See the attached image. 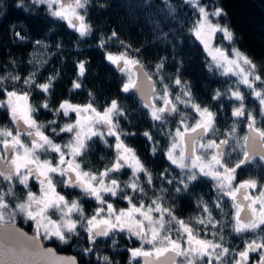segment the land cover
Here are the masks:
<instances>
[{"label": "snow or ice", "instance_id": "1", "mask_svg": "<svg viewBox=\"0 0 264 264\" xmlns=\"http://www.w3.org/2000/svg\"><path fill=\"white\" fill-rule=\"evenodd\" d=\"M32 2L46 4L51 16L66 21L68 26L81 36H85L91 31L90 26L85 22V15L79 11L86 8L88 0H32ZM185 2L199 13L196 23L190 30L192 34L204 46L216 67L224 68L223 74L237 75L239 83L251 89V94L259 101L260 114L264 116V92L257 90L254 86L256 82L264 85V78L258 74L256 65L236 48L232 49L233 59H229L222 48H214L211 45L212 38L218 32H222L224 39L229 42L234 39L233 33L227 26L213 23L210 19V17L225 15L223 9L216 7L213 11H208L205 6L200 4V0H185ZM112 36L115 37L116 33L113 32ZM101 44L103 45V41ZM107 59L117 65L121 72L128 75L129 80L124 84L123 91L127 92L130 88L135 87V81L132 79V67L139 65L140 71H143V65H140L138 60L130 58L127 53L117 56L108 54ZM121 61L123 67H120ZM78 67L80 75H83L84 63L80 62ZM162 67V64L157 65V69ZM143 74L149 80L151 79L147 72ZM9 78L12 81V90H9L5 85V81ZM51 79L49 78L48 83L37 84L35 74H32L23 80V85L27 88L36 87L47 93ZM20 81L21 78L18 75L0 76V95L5 97L0 100V108H6L9 120L16 125L15 130L7 124L0 126V160H8L7 166L0 168V178L8 182L6 191L0 188V228L5 224H11L18 213L23 214L26 220L33 222L35 236L27 238L31 242V246H21V255L32 257L40 264H53L47 259L52 250L48 249L46 253L42 252L39 250L40 245L36 243L40 239L41 233L46 239L54 236L60 242L67 243L68 236L65 233L78 235L77 225L80 224L88 234L91 244L96 243L97 237H108L110 233L123 231H127L129 236H135L140 240V247L129 250L131 254L129 264L139 257L144 258L145 264H149L150 261L153 264H158L161 257H166L165 264H264V187L260 188L258 195H252L249 190L254 192L257 189L256 180L247 179L238 184L233 183L236 180L237 169L250 160L251 154L246 150L248 141L250 139L255 141L259 138V142L264 145V128L256 126L255 117L251 112L247 113V120L249 132L253 135L243 138L244 159L238 161L235 166H229L223 160L226 155L224 146L229 144V140L235 134V125L224 134L226 138L220 140L219 143L215 140H209L207 144L201 143L200 148L205 149V152L198 154L196 145L199 140L209 131H216L214 128L215 114L208 107L202 108L199 104L192 102L191 92L182 88L183 95L189 99L183 100L177 96V102L183 103L185 107L190 106L200 119L195 124L188 125L185 123L186 115H182L181 126L184 131L181 132L179 128L177 129L173 138L174 142L167 152L169 160L182 169L189 167L185 161L190 159L192 169H198L202 175L215 180L217 188L223 195L231 199L232 207L235 209L232 230L237 235L255 234L254 238L250 240L244 238L243 250H238L225 246L222 243L223 235H219V240H217L218 233L216 231L211 233L213 239L205 238L207 233L202 237L189 223L177 219L171 209L163 207L159 198L153 199L147 206L143 201L138 206L134 203V196L129 195L125 189H131L133 193L138 192L141 196H145L147 193L138 183V174L144 172L148 176L149 184L152 183V180L139 158L136 157L134 150L121 139V136L126 133L119 131V125L114 120L115 116L123 115L116 100L111 101L110 106L102 112L98 111L91 103L81 106L68 101L62 102L55 110V114L59 115L62 112L64 116H68L69 113H75L76 120L75 123L65 124L59 129L60 132L73 134L68 143L60 145L45 135L41 130L43 126L38 125L33 118L32 113L35 109L29 104V93L18 90ZM175 83L181 84L179 78ZM73 86L79 88L80 84L73 82ZM169 95L168 86L165 85L163 96L160 97L164 107L145 104V107H150L151 118L154 121H163L164 113L172 115L178 111L176 104L169 100ZM220 95L221 93L217 92L213 99H217ZM229 98L240 101V106L233 108L232 115L237 118L243 117L245 115L244 95L239 89H236L231 91ZM42 106L46 109L49 108L47 103ZM21 123L23 127H21ZM49 123L55 124L56 121L53 120ZM98 126H102L103 130ZM52 131L56 132V129L53 128ZM193 133L196 135H191ZM144 135L147 136L148 133ZM186 135L191 139L190 157H186L183 147L186 143ZM22 136L29 137L30 144L26 143ZM94 136H98L106 144L108 143L106 136H113L116 140L114 160L98 172L85 171L81 167V162L76 159L84 155L87 141ZM149 139H151L150 136ZM178 146L181 147V150L177 158L174 152ZM208 149L215 151L209 156ZM41 152L56 153L58 159H42L39 155ZM66 156L70 158L66 159ZM261 159L264 160V156H261ZM125 167L132 169V176L128 182L121 186L118 178L111 174L121 172ZM55 176L62 179L57 181L54 179ZM30 178H34L39 184L38 195L31 190ZM190 179L194 180L196 176L192 175ZM17 182L23 186V190H26V195L23 198L17 195ZM58 184H63L66 188H78L85 196L94 198L101 207L97 208L92 216H85L84 209L78 200L69 201L64 195L57 192ZM106 196L123 199L127 201L128 207L117 211L113 203L105 198ZM8 197L16 199L14 207L6 199ZM104 205H107V216L102 218V213L105 211ZM217 207L220 205L217 204ZM154 212L160 214L158 219L153 216ZM204 212L208 213L207 217H197L196 223L205 227L210 224L213 229H216L219 222L213 220L211 210L207 205H204ZM242 212L245 215L242 216ZM72 213H76L79 220H73ZM165 213L171 217L170 220H165ZM56 214L60 216L58 221L52 219V216ZM173 222L177 225L175 238L167 234L172 231L170 225ZM166 224L169 225L167 233L165 231ZM225 226L220 225V233L223 232ZM8 235L14 239L25 236L24 233L15 230L14 225ZM145 244L150 245L151 250H145ZM91 251V248L85 249V254ZM8 252L13 253V250L8 249ZM169 253L171 255L167 256L166 254ZM250 253H256L258 259L251 257ZM103 260L108 262V257H103ZM69 264H76V262L71 259Z\"/></svg>", "mask_w": 264, "mask_h": 264}, {"label": "trees", "instance_id": "2", "mask_svg": "<svg viewBox=\"0 0 264 264\" xmlns=\"http://www.w3.org/2000/svg\"><path fill=\"white\" fill-rule=\"evenodd\" d=\"M200 4L208 11L222 8L225 15L214 17L213 22L227 26L234 35L233 41L229 42L222 32L216 33L213 46L222 48L225 53L238 49L256 65L258 74L264 78V0H200ZM81 13L91 28L85 36L65 21L51 16L42 5L26 0H0V76L11 74L21 78L18 90L29 93V104L35 109L32 116L43 126V132L51 133L65 121L61 114H55L58 105L64 101L74 105L91 103L102 111L116 100L123 115L115 116L114 120L119 131L126 133L121 139L134 150L143 166L172 167L165 159L168 135L174 130L179 114H192L190 106L185 107L176 100L177 96L189 99L183 95L182 88L191 92L192 102L202 108L208 107L215 114L216 131H209L214 137L223 139L234 125L235 136L242 137L248 112L255 117L256 126L264 128V116L251 96V90L209 64L190 31L198 12L185 0H167V3L165 0H88ZM121 53H127L143 65L153 82L154 94H163L165 85L168 86L169 99L178 108L176 113H164L163 121H154L150 110L140 104L132 90L123 91L125 77L106 59L108 54ZM80 62L85 66L83 75L78 67ZM158 64L163 67L157 69ZM32 74H35L37 84L48 83L52 78L47 93L23 85V80ZM177 78L180 85L175 83ZM73 82L79 83L80 87L75 88ZM5 85L12 90L10 78ZM254 86L264 92V85L259 82ZM236 89L244 95L245 115L239 118L232 112L234 107L240 106V101L229 98L231 91ZM217 92L221 95L213 99ZM2 97L0 95V99ZM44 103L48 104V109L42 106ZM3 112L0 111V126L11 127ZM53 120L56 123L50 124ZM105 138L108 143L103 141L104 165L110 160L114 141L113 136ZM58 140L54 137V141ZM161 205L189 223L202 237L207 233L205 238L213 239V231L218 233L217 240L223 235L222 243L230 249L239 250L243 239L250 237L245 233L237 235L232 230L233 224L225 226L222 233L218 227L211 229L209 225L197 224V217L208 215L204 211L201 213L204 205L211 210L213 219L220 217L214 203L203 197L196 203L182 201ZM97 247L103 250L99 244ZM109 257L114 264L125 263V256L116 249ZM79 260L82 262V258Z\"/></svg>", "mask_w": 264, "mask_h": 264}, {"label": "flooded vegetation", "instance_id": "3", "mask_svg": "<svg viewBox=\"0 0 264 264\" xmlns=\"http://www.w3.org/2000/svg\"><path fill=\"white\" fill-rule=\"evenodd\" d=\"M120 67L121 64H120ZM116 70V69H115ZM118 72H121L119 69L116 70ZM124 76V75H123ZM131 90V88H130ZM61 104V103H60ZM59 104V105H60ZM141 104V103H140ZM58 105V108H59ZM142 105V104H141ZM84 106V105H81ZM143 106V105H142ZM147 109V108H146ZM150 110V109H149ZM103 111V110H102ZM101 111V112H102ZM193 112V110H192ZM68 118H71V116ZM66 120V119H65ZM248 123V122H247ZM11 127L13 130H15L14 124L11 123ZM57 132H44L45 135L49 136L51 139H53L54 143L57 144H63L70 140L69 136L70 134L67 132H58L59 134H56ZM245 133V127L243 136L239 137L241 138V145L237 152L230 153L227 150V145L224 146V151L226 155L223 157V160L229 165V166H235V164L243 160L244 157V149H243V137ZM235 135V134H234ZM233 135V136H234ZM54 137L58 138V141H54ZM211 139L215 140L217 143H219L220 139L219 137H214V133H207L201 140L205 139ZM22 139L30 144V138L27 136H22ZM113 145H112V153L110 156V160L106 165H109L115 158L116 151H115V137L113 138ZM103 140H101L98 136L92 137L90 140L87 141V149L83 156L80 157V160L78 157L76 158L79 162H81V167L85 171H92V172H98L102 171L106 165L103 164ZM168 146V145H167ZM264 146V145H263ZM215 150H213L214 152ZM42 159H51L55 160L58 159L56 153H39ZM70 157L66 156V159H69ZM187 162L190 165V159H186ZM7 159L0 160V168L1 164L3 166L7 163ZM186 162V163H187ZM147 170V173L150 174L152 183H148V176L145 175L144 172H140L138 174V183L141 187L145 189V192L147 195L141 196L138 192L133 193L131 189H125V191L129 195L134 196V203L138 206L141 201L145 204V206L150 205L153 199H160V203L166 204V203H174V202H181L182 201H193L198 202L199 197H203L206 199L207 202L214 203V206L218 209V214L220 217H217L213 220L218 221V228L220 229V225H226L227 227H231L232 224H234L233 216L235 214V209L232 207V201L228 196L223 195V193L217 188V182L213 180L209 176L202 175L198 169H192L191 167L187 168H180V167H144ZM222 171V169H221ZM113 177L118 178L121 186H123L126 182L129 181V179L132 176V169L125 167L121 172L118 173H112ZM192 175L196 176V179H190ZM55 180L59 181L62 178L59 176L54 177ZM247 179H254L257 181L258 186L257 189L253 192L250 191V194L252 195H258L260 188L264 187V162L256 156H252L248 162L243 164L241 168L237 169L236 172V180L233 182L234 184H238L239 182ZM171 181V183H169ZM29 184L31 185V190L39 194V184L36 182L34 178L29 179ZM8 182L3 181L2 178H0V188L7 190ZM16 191L17 195L23 198L26 195V190H23V186L19 185L18 182L16 183ZM57 192H59L61 195H64L67 200H78L84 209L85 216H92L95 212V210L100 205L97 204L94 198H90L85 196L78 188H66L63 186V184L57 185ZM198 192V193H197ZM190 193H193L190 195ZM197 193V194H196ZM202 193V194H201ZM193 198H192V197ZM109 202L113 203L114 207L118 210L120 209H126L128 207L127 201L120 199L118 197H111L106 196L105 197ZM10 201V204L12 207L16 204V199L12 197L6 198ZM184 199V200H183ZM247 203V202H245ZM217 204L220 205V207H217ZM105 211L102 213V218L107 216L106 208L107 205L103 206ZM153 207H155L153 205ZM180 208V207H179ZM204 207L201 208V213H203ZM153 216L155 218H159V213H153ZM177 219L182 220L180 217L175 215ZM225 217V220L222 218ZM73 220H79V216L76 213H72ZM165 220H170L171 217H169L166 213L164 214ZM206 218V217H205ZM52 219L57 220L59 219V215H53ZM12 224H15L18 226L21 230H23L25 233L35 236L34 231V224L30 220H26L24 215L21 213H18L15 216V219L11 222ZM204 226V225H203ZM172 231L170 233H167V229L169 228V225H165V231L167 234H170L175 238L177 225L175 222H173L170 225ZM209 228L212 229L211 225L209 224ZM77 232L78 235H72L65 233L66 236H68V242L62 243L54 236L51 238H44L43 233H41L40 241L43 247H47L52 249L57 254H64V255H71L75 258V261L77 264H109L110 254L114 252V250H118L122 252V254L125 256V263L129 264V260L131 259L130 249L140 247L141 241L138 240L135 236H129V233L127 231L123 232H114L110 233L108 237H97L96 243L91 244L88 240V234L84 231V228L81 227L80 224L77 225ZM250 235L247 239L254 238V233H245ZM100 245V247L103 250H99L97 245ZM102 246H105L107 250L105 251ZM244 243L241 242V248L239 250H243ZM91 248L92 251L85 254V249ZM145 250L148 249V245L145 244L144 246ZM74 252V253H70ZM108 257V262H105L103 260V257ZM251 257H254L258 259V256L256 253H250ZM82 258V262L79 260ZM79 260V263H78ZM112 263V261L110 262ZM132 264H141V261L139 258L132 261Z\"/></svg>", "mask_w": 264, "mask_h": 264}, {"label": "water", "instance_id": "4", "mask_svg": "<svg viewBox=\"0 0 264 264\" xmlns=\"http://www.w3.org/2000/svg\"><path fill=\"white\" fill-rule=\"evenodd\" d=\"M121 64V62H120ZM115 69L118 70L119 68L117 65H115ZM133 72V80L135 81V87H132L131 90L135 93L138 101L145 107V104H148L149 106L152 104V96H153V82L151 79L149 80L148 77H146L143 73L145 72L140 71V66L136 65L132 67ZM164 107V105H163ZM147 109H150V107H145ZM16 128V125H14ZM21 127H23V124L21 123ZM199 131V130H198ZM191 135H196L195 133ZM252 133L249 132L248 129V123L245 126V136H251ZM205 136V135H204ZM203 136V137H204ZM202 137V138H203ZM243 137V138H244ZM186 143L183 145L185 149V155L186 157H190L191 155V139L190 136L185 137ZM244 145V140H243ZM245 150V149H244ZM250 154V158L252 156L259 157L261 159V156H264V146L259 142V138H257L255 141L249 140L247 144L246 149ZM244 159V157H243ZM262 160V159H261ZM264 162V160H262ZM241 215H245L244 212L241 213ZM14 225V229L17 230L19 233H24L25 236L20 237L19 239L11 238L8 233L11 227ZM33 236L25 233L23 230H21L18 226L15 224H5L4 227L0 228V264H40V262L32 257L21 255V246L22 245H28L31 246V242L27 238H31ZM36 243L40 245L39 250L42 252H47V247H43L41 244V241L38 240ZM8 249H12L13 253H9ZM52 250V249H51ZM167 256H170L171 254H166ZM47 259L52 261L53 264H69L71 259L75 258L71 255H64V254H57L52 250V253L48 254ZM141 264H145L144 258L139 257ZM166 257H161L158 264H165ZM76 262V261H75ZM77 264V263H76ZM149 264H153V262H149Z\"/></svg>", "mask_w": 264, "mask_h": 264}, {"label": "rangeland", "instance_id": "5", "mask_svg": "<svg viewBox=\"0 0 264 264\" xmlns=\"http://www.w3.org/2000/svg\"><path fill=\"white\" fill-rule=\"evenodd\" d=\"M26 1H29L30 3H32V4H34L33 2H32V0H26ZM35 5H42V6H44L47 10H48V7H47V5L46 4H35ZM81 10L82 9H80L79 11L81 12ZM198 16H199V13H198ZM210 19L212 20V22H213V19H214V17H210ZM66 22V21H65ZM67 23V22H66ZM214 23V22H213ZM77 32V31H76ZM195 37V36H194ZM195 39H196V37H195ZM213 39V38H212ZM196 41L199 43V45L201 46V48H202V50H203V52H204V54L206 55V57H207V59H208V61H209V64L211 65V67H213V68H215V69H217L220 73H224V68H217L216 67V65H215V63L213 62V60H212V57L208 54V52L207 51H205V49H204V46L200 43V41L199 40H197L196 39ZM211 45H212V47H214L213 46V44H212V40H211ZM215 48V47H214ZM227 56H228V58L229 59H233V57H232V51H230V52H227V53H225ZM112 55H114V56H117V55H120V54H112ZM106 59H107V56H106ZM107 61L111 64V65H115V64H113V63H111L108 59H107ZM121 66L123 67V62L121 61ZM123 75H124V77H125V84L126 83H128V80H129V77H128V75L126 74V73H124V72H121ZM227 76H229V77H232V78H235L236 79V81H237V83H239V77L237 76V75H232L231 73H229V74H227ZM132 79H133V74H132ZM240 85H242L243 87L245 86V85H243V84H241V83H239ZM251 90V89H250ZM250 93H251V91H250ZM163 96V94H161V95H159V94H153V96H152V103H153V105H155L156 107H163V105H164V103H163V100L162 99H160V97H162ZM251 96L254 98V96L251 94ZM3 99H5V97L3 96L2 97V99H0V100H3ZM170 100V99H169ZM256 101L258 102V104H259V101L256 99ZM60 106V105H59ZM259 106H260V104H259ZM182 109L184 110V106H182ZM0 111H4L3 113L6 115V117L8 118V115H7V110H6V108H0ZM190 112L192 113V114H187L186 115V120H185V123H187L188 125H193V124H195L196 123V121L197 120H199L200 119V117L197 115V113L195 112V111H193L192 112V110H190ZM63 117H64V119H68V116H71V118H69V120H65L63 123H61L58 127H57V130H56V132H60L59 131V129L61 128V127H63L65 124H68V123H75V120H76V114L75 113H69V115L68 116H64L63 115V113L61 112L60 113ZM183 114H179L178 115V117H177V124H176V126H175V128H174V130L168 135V143H167V147H166V151H165V159L167 160V162H168V164L169 165H171V166H173V167H178L176 164H173L172 162H171V160H169V158H168V155H167V152H168V150H169V148L171 147V145L173 144V142H174V140H173V138L175 137V133H176V131H177V129L179 128V130L181 131V132H183L184 131V128L181 126V116H182ZM185 115V114H184ZM9 119V118H8ZM98 127H101V130H103L102 129V126H98ZM209 134H210V132H208ZM70 134V136H69V138L71 139L72 138V133H69ZM209 140H211V139H205V140H201V141H199L198 143H197V145H196V147H197V153L198 154H203L204 152H205V149H201L200 148V144L201 143H203V144H207V142L209 141ZM66 143H68V141L66 142ZM66 143H63V144H61V145H64V144H66ZM116 143V142H115ZM241 138H239V137H237V136H232V138L229 140V144L227 145V151L228 152H230V153H234V152H237V150L239 149V147H240V145H241ZM180 150H181V147H177L176 148V150H175V152H174V155L178 158L179 157V155H180ZM213 150L214 149H208L207 150V153L209 154V156H210V154L213 152ZM41 153H43V152H41ZM10 155V154H9ZM185 162H187V160L185 161ZM190 162V161H189ZM188 163V162H187ZM7 164H8V161H7V163L3 166V164H1V167H6L7 166ZM189 164V163H188ZM189 167H191L190 165H189ZM257 207H259L258 205H257ZM105 213H107V211L105 212ZM59 219H60V216H59ZM59 219H57V221L59 220ZM145 246V245H144ZM148 249L149 250H151V246L150 245H148ZM178 259H180V258H178Z\"/></svg>", "mask_w": 264, "mask_h": 264}]
</instances>
